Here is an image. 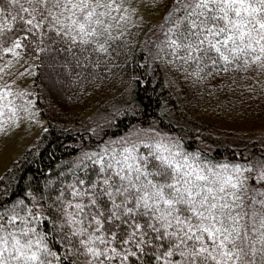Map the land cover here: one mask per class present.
I'll return each instance as SVG.
<instances>
[{
  "label": "trees",
  "instance_id": "16d2710c",
  "mask_svg": "<svg viewBox=\"0 0 264 264\" xmlns=\"http://www.w3.org/2000/svg\"><path fill=\"white\" fill-rule=\"evenodd\" d=\"M140 1L153 16H161L159 22L126 26L104 41L93 40L87 51L57 36L53 29L58 26L40 21L38 14L34 23L41 26L32 32L10 18L11 32L0 27V62L16 41L35 62L36 104L47 124L38 146L0 178V215L29 221L6 225L0 235L34 228L63 259L68 245L61 241L62 232L76 226L65 223L73 210L60 203L61 193L71 199L69 185L98 167L88 159L93 153L108 159L133 145L136 154L144 155L160 145L163 155L179 153L176 160L209 175L243 169L247 195L264 192V136L256 133L264 129V69L250 57L246 68L189 60L169 43L181 18L177 0ZM101 43L107 51H93ZM239 129L253 138L240 142ZM27 239L38 237L29 232ZM49 259L60 264L55 256Z\"/></svg>",
  "mask_w": 264,
  "mask_h": 264
},
{
  "label": "snow or ice",
  "instance_id": "6c2138e0",
  "mask_svg": "<svg viewBox=\"0 0 264 264\" xmlns=\"http://www.w3.org/2000/svg\"><path fill=\"white\" fill-rule=\"evenodd\" d=\"M114 2L0 0V27L11 32L10 18L32 32L49 20L58 26L53 29L57 36L87 51L85 46L109 32L106 17L118 10ZM177 3L181 18L169 41L174 49L213 68L221 62L246 68L250 57L264 69V0ZM37 14L40 21L34 23ZM96 50L107 51L103 43ZM161 147L144 155L136 154L133 145L108 159L93 153L88 159L98 167L69 185L71 199L64 193L58 198L73 210L65 223L76 226L62 232L61 241L68 245L63 259L28 228L0 235V264H52L53 256L60 264H127L130 258L133 264H264V192L253 190L248 196L241 181L193 169L176 160L179 153L163 155ZM17 222L29 223L19 215H0V233ZM29 232L38 239H27Z\"/></svg>",
  "mask_w": 264,
  "mask_h": 264
},
{
  "label": "rangeland",
  "instance_id": "374dc122",
  "mask_svg": "<svg viewBox=\"0 0 264 264\" xmlns=\"http://www.w3.org/2000/svg\"><path fill=\"white\" fill-rule=\"evenodd\" d=\"M107 2L112 3V0ZM113 6L118 10L110 11L106 17L109 32L99 37L98 41H104L107 36L126 26L144 24L146 21L157 23L161 18L148 12L140 0H115ZM16 42L7 49L9 55L6 59L0 62V178L29 149L38 146L39 138L47 127L45 119L39 114L33 88L35 62L21 53L20 48L15 46ZM239 131L238 139L244 143L253 138L251 133L254 134L256 130L253 131L252 128L251 133L244 129ZM256 133L260 138L264 136V129H259ZM186 163L193 169L200 170L193 164ZM227 172L222 175L241 181L243 189H246L243 169Z\"/></svg>",
  "mask_w": 264,
  "mask_h": 264
}]
</instances>
